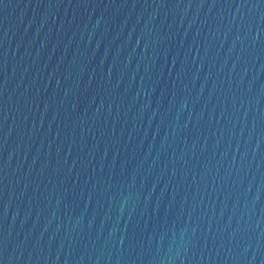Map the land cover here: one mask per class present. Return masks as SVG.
<instances>
[{"label":"water","instance_id":"95a60500","mask_svg":"<svg viewBox=\"0 0 264 264\" xmlns=\"http://www.w3.org/2000/svg\"><path fill=\"white\" fill-rule=\"evenodd\" d=\"M0 264H264V0H0Z\"/></svg>","mask_w":264,"mask_h":264}]
</instances>
